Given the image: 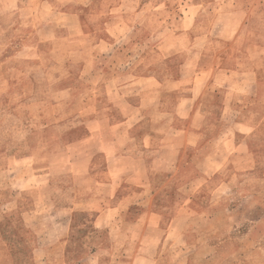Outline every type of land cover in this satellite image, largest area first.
<instances>
[{"label": "crops", "instance_id": "0c3cea01", "mask_svg": "<svg viewBox=\"0 0 264 264\" xmlns=\"http://www.w3.org/2000/svg\"><path fill=\"white\" fill-rule=\"evenodd\" d=\"M64 1L0 0V186L15 190L2 201L3 211L17 207L23 220L37 214L39 197H46L43 214L57 216L52 221L57 238L50 248L63 243V264H71L65 252L75 229H84L83 264H153L157 243L176 233L182 238L191 217L212 218L221 201L226 202L223 222L207 224L198 243L214 247L229 242L237 225L251 218L254 225L245 233L243 252L256 246L250 232L264 224V189L257 184L245 195L241 176L259 165L249 140L264 117L254 119L251 109L264 106V0H71L84 12L74 14L75 19L63 16V24L49 27ZM160 5L170 13L166 16L178 20L148 32L152 40L145 49L126 40L139 22L126 16H144L143 23L152 16L144 9ZM72 20L76 34L69 30ZM100 23L111 25L113 41L95 35L93 27ZM163 29L174 47L158 40ZM104 49L117 57L123 52L126 60L105 66L98 59ZM139 49L147 60H137ZM234 52L241 56L232 58ZM176 53L183 57L174 64L175 75L150 71L161 63L171 68L165 60ZM79 54L85 56L77 59ZM155 55L164 61L156 62ZM111 67L120 70L109 77ZM142 67L146 71L138 72ZM113 116L119 118L109 121L105 135L91 125ZM74 118L85 125L78 136L67 132L70 139L65 140L63 132ZM76 147L92 149L83 167L79 160L63 162L73 179L82 181L58 205L49 185L51 157ZM22 148L29 151L18 153ZM177 156L186 166L194 164L195 174L179 188V206L164 221L153 206L157 190L147 167L155 162L172 166ZM25 159L31 167L38 163L32 172L23 171ZM22 194H29L27 205H21ZM199 197L207 204L196 208L190 203ZM14 200L19 204L12 206ZM75 214L90 219L77 223ZM37 218L46 226L43 217ZM223 230L227 233L220 236ZM97 232L102 236H89ZM184 250L177 249L181 259Z\"/></svg>", "mask_w": 264, "mask_h": 264}, {"label": "rangeland", "instance_id": "374dc122", "mask_svg": "<svg viewBox=\"0 0 264 264\" xmlns=\"http://www.w3.org/2000/svg\"><path fill=\"white\" fill-rule=\"evenodd\" d=\"M137 1L138 0H135L134 3H137ZM64 2L65 4L62 7L59 6V8L62 9V13L54 15L55 17L48 24L49 27L51 26V28H54L58 24L59 26L63 24V16H65L67 20V16H70L71 19H75L76 16L74 14L78 12H84V9H82L78 5L76 6L71 0H65ZM173 7L175 8L174 3L172 8ZM144 12H149L150 14H152V16H146L147 19L143 23L140 20H143L144 16L140 19L138 16H126L128 20H139V22L136 23V28H134L132 30V33H130L125 39H133L134 41H137L141 44V48L145 49L147 43L151 42L152 40L151 36L147 35L148 32L151 33L156 28L164 26L167 21L178 20L179 16H174V14L173 16H166V14L170 15V13L164 12L163 5L158 6L155 10L151 7L148 10L146 8L144 9ZM176 12L178 13V10ZM84 18L86 17L84 16ZM69 27V30L73 34L77 33V22H73L72 20L69 24ZM93 28L95 29V35L105 34L110 41H113L115 39V34L110 31L111 25H109V23L106 24V27L104 24L101 23L95 24ZM167 34L168 33L163 29L161 30L159 37L157 38L161 44H164L165 41H169V44L172 43V46L174 47L173 38L171 36H168ZM104 50L105 54L98 59L105 66L106 64H110L111 62L113 64H121V62L126 60L123 52H121L119 54V57H117L116 53L111 54L108 52V49ZM140 50L142 49H139L140 54H137L139 55V58H137V60H147V58H144L146 54L141 53ZM182 55L183 54L179 55V53H176L175 56H172V59L171 57H169L165 60L171 68L165 67L161 63L155 67H151L150 71L155 72L157 76L175 75L177 68L176 66H174V64L182 59ZM84 56V54H79L77 55V59H81ZM240 56V52H234L232 58L235 59L236 57ZM153 58H156V62L162 60L161 57H159L158 55L153 56ZM162 61H164V59ZM134 63H136V61ZM119 70L120 68L117 69L115 67H111L109 68L106 75L111 77L112 75H115ZM145 71L146 70L143 67L141 70H138V72L141 73ZM167 71H169L168 74ZM133 72H136V69ZM126 73L128 74L129 71ZM5 102L6 101L3 100V103ZM251 109L253 114L255 115V117L254 115H252L254 119L259 120L260 114H264V106L263 108L253 106V108ZM118 118V116H113L107 121L105 120L99 123L93 122L91 125L93 126V128L97 129L98 132H100L98 133L99 135H105L106 127L109 121L116 120ZM180 124L183 125L185 123ZM84 125L85 123L79 121L77 118L70 120L67 123L65 132H63L65 140L70 139L67 138V132L70 131L69 133H71L68 137H72L73 135L78 136L81 133V129H83ZM38 141L40 142L39 138L37 140V143ZM249 146L251 147L253 152L256 153L257 162L259 165H257V169L253 170L249 174L244 173L241 176V182H244L243 185H241V192L245 193V195L247 196L250 195L248 193V190L251 186L255 187L257 186V184H259V189H264V180H259V178L261 177L260 174L264 173V117L261 123L257 124V132H254V135H252L251 140H249ZM91 149V147L87 150L83 147H76L71 149L69 153L64 152L60 155L53 154V156L51 157L52 173L50 175L52 177V180H49V185L52 187V189H54V196L55 199H58V205H60L59 203H63L65 201L67 193L70 190L69 188L74 183H81L82 181L80 180L82 177H80L79 180H74V177H72L70 173L71 171H67V166L64 163L68 161L79 160L81 166L83 167L86 164V160L89 157ZM28 151L29 149L22 148L19 149L18 153H24ZM65 151H67V149H65ZM36 152L39 151L34 150V154H36ZM142 155L146 156L147 152H143ZM58 158H60V161L55 162ZM25 160H27V163L22 166L23 171L32 172V168L34 166L37 167L38 163H32L33 167H31L29 159ZM182 161H180L179 156H177V163L172 164V166H164V164H159V162H155L153 165H149L147 167L150 172V178L152 179L150 181L153 184V190H157L153 206L156 208V210L163 213L164 221L168 220L179 206V191L181 190L179 188L184 185L185 181L189 177L195 174V170L193 169L194 164H190L191 162H188L186 166L183 164ZM1 166L2 163L0 162V167ZM176 170V174H174L173 177L170 178V175L173 174ZM237 187L239 188V185ZM2 189L3 188L0 186V264H63L61 260L64 252L63 243H60L56 248H50L51 244H53L51 242L57 238V236H55L56 231L53 229L52 226V221L57 218V216H55L54 214H49L46 218L47 214H43L44 210L42 206L43 204H45L44 200L48 201L47 198L44 196L39 197L37 202V214H31L25 218L23 217L24 219L22 220L21 216H19L17 212V207L11 212L3 211V207L1 206L2 201L8 199L10 193H12V195L15 194V190L11 188H5L3 190ZM21 196V205H27L29 194H22ZM261 199L264 202V196H261ZM17 203L19 204V201L14 200V202L10 204L13 206ZM190 204L192 206L195 205L196 208H198L200 206H205V204H207V201L205 198L199 197L197 198V200H195L194 204ZM225 204V201H221L219 205H217V209L211 215L212 218H206L203 215L191 217L188 221L187 226L183 230L182 238L177 239L176 237L179 235H177L176 233L173 237H171V239H167L165 241L157 243L155 250V260L153 264H175V261H180L179 264H264V224L259 223V226H257L253 231L250 232V236L252 238H256V246H252L250 244L248 245V249L250 250H248L247 252H243V248H245L243 247V242H245L243 238H246L245 233H248L247 231H249L250 227L254 225V222L251 221V218H245L241 221V223L237 225V228L233 233L234 237H231L232 240L229 242L221 241L214 247L209 244L198 243L197 239L203 236V234H205L208 229L207 224L217 222V220H219L220 223L223 222V207ZM241 204L243 210L248 212V202L244 200L243 202H241ZM36 215L40 218H44L42 219V222L43 224L45 222L46 226L42 227L41 225H39V222H37L39 219ZM89 219V215H73V220L77 223L80 221L85 223L86 220L88 221ZM9 223H11L12 225L8 228H4V224ZM33 225H37V229L32 228ZM83 231L84 229H75L71 234V244L65 252L67 259L71 264L85 263L81 260V258L85 257L87 253L83 251L84 246L81 244V237L83 236ZM226 231L227 230L221 231L220 236L222 234H226ZM161 234V230L157 231L155 234V240H158ZM96 235H98L96 238H99L102 236V233H91L89 236ZM89 239L90 238H86L83 240L87 244ZM180 247L185 249L182 255V259L180 253L177 252V249H179ZM112 253H114V255L116 256L117 251H113ZM44 256L45 258L48 257L47 260H42ZM247 257L249 259H247ZM101 264H114V262L110 260H101Z\"/></svg>", "mask_w": 264, "mask_h": 264}]
</instances>
